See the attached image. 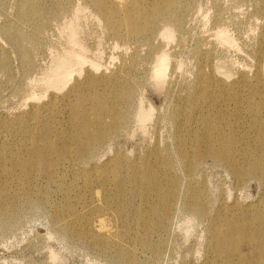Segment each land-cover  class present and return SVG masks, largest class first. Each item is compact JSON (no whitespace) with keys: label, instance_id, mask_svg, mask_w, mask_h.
<instances>
[{"label":"rangeland","instance_id":"374dc122","mask_svg":"<svg viewBox=\"0 0 264 264\" xmlns=\"http://www.w3.org/2000/svg\"><path fill=\"white\" fill-rule=\"evenodd\" d=\"M23 1L0 0V50L9 62V70L0 69V131L4 121H15L31 112L38 102L31 98L35 92L44 95L39 81L53 56L70 50L69 23H75L74 11L84 8L78 43L87 54L100 58L107 70L134 61L133 75L137 79L133 96L126 104L130 113L128 125L96 148L90 165L111 166L118 158L117 152L130 164H138L144 158L156 164L157 155L168 153L176 196L168 203L169 212L162 225L145 227L135 220L133 212L120 213L115 203L92 196L90 191H95L94 187L97 190L103 182L99 173L91 179L93 184L85 193L87 199L79 202L67 184L75 181L82 188L89 183L85 176L74 178L73 171L90 165L79 162L72 146L64 151L61 147L69 158L60 157L55 181L40 172L22 173L8 165L0 166V202L7 210L0 207V264H264L255 242L242 245L248 255L245 263L229 260L216 252L212 243L213 237L226 232L221 225L227 221L247 227L248 237L252 238L258 226L256 217L264 215V144L258 140V129L264 125L257 123L264 120V84L258 75L264 62V0H188L178 12L177 35L170 44L160 37L158 26L138 41L122 38L106 25L90 0H63L60 7L56 0H42L54 11L60 10L59 14L51 16L38 8L33 12L40 14L43 23L21 22L18 13ZM33 1L38 6L41 0ZM219 30L230 42L216 36ZM260 48L262 51L258 52ZM160 51L171 54V65L165 81L156 84L151 68ZM211 73L216 78L226 77L227 82L245 75L247 81L234 84L232 92L218 84L216 90L227 95L231 92L226 104L218 105L216 101L219 108L209 112L200 103L192 114L189 110L199 102L196 96L214 98L211 88H198ZM108 91L105 96L112 102L113 93ZM141 100L144 106L155 109L144 129L136 121ZM177 105L184 106L180 118L193 124L195 130H202L205 118L225 114L230 127L236 124L237 114L242 116V125L234 128L238 142L233 149L241 175L233 173L227 162L208 154L200 145V153L206 156L193 168L185 166L178 153V133H184V129L176 128L171 115ZM62 108L58 105V110ZM258 110L260 113L252 114ZM60 114L66 115V109ZM53 126L55 130L57 126L61 128L58 123ZM18 136L22 138L21 134ZM57 144L61 145L60 139ZM188 147L192 150L191 144ZM12 149L17 153V142L12 141ZM252 158L259 160L260 165L251 166ZM158 169L165 171L163 166ZM136 188L140 190L142 185ZM99 196L103 198L101 193ZM132 200L134 207L141 204L140 196ZM150 203L158 201L151 198ZM194 203L202 215L195 214L191 205ZM67 205H71L70 210ZM148 217L153 224L158 223L156 215ZM78 218L81 223L73 226ZM104 218L105 230L99 231Z\"/></svg>","mask_w":264,"mask_h":264},{"label":"bare ground","instance_id":"6f19581e","mask_svg":"<svg viewBox=\"0 0 264 264\" xmlns=\"http://www.w3.org/2000/svg\"><path fill=\"white\" fill-rule=\"evenodd\" d=\"M261 1L259 0V2ZM56 2L60 7L64 1L56 0ZM89 3L100 11V16L104 17L106 25L122 38L127 37L131 41H138L148 34L153 26H158L160 27V37L170 44L175 41L177 35L178 12L186 6L188 0H90ZM38 8L45 9L52 14L51 16L58 15L60 11H54V7H49L42 0L38 6H35L33 0H24L19 8V20L43 23L40 14L33 12ZM84 12V8H77L72 15L75 18V23L74 21L69 23L70 50L55 54L39 81L44 88V95H38L36 92L33 94L31 98L38 102L27 116L20 117L15 121H4L1 124L3 127L0 131V166L8 165L11 168L19 169L22 173L40 172L55 181V169L63 155L61 147L64 151L72 146L79 162L90 165L96 148L109 138L118 135L120 130L128 125L130 113H128L126 104L133 96L134 84L137 83V79L133 75L136 63L131 61L120 67H112L114 69L107 70V67H103L100 58L87 54L83 45L77 41L81 33L80 26L85 15ZM6 32L9 35L8 29ZM216 36L221 41L230 42L222 30H219ZM161 51L159 54L157 53L158 55L156 54L155 64L151 68V76L156 84H162L165 81L171 65V54ZM261 51L262 48L258 52ZM3 52L0 50V69L9 70V62ZM202 59H205V56H202ZM259 71V80L264 84V74H262L264 62H262ZM81 76L82 79H78ZM209 76L208 80L204 77L198 88H211L214 100L205 94L196 96L199 102L189 110L192 114L195 113L200 103H203L209 112L216 110V107L219 108L220 102L226 104L227 97L235 89L234 84L247 81L245 75L231 82H227L226 77V79L216 78L212 73ZM218 84L226 86L231 92L227 95L223 91L216 90L215 86ZM109 89L113 93L112 102L109 96H105ZM257 91H260V87ZM60 93L62 94L60 95ZM44 97L49 99L44 101L42 100ZM142 100L136 111V121L144 129L146 123L151 121L155 109L151 105L144 106ZM216 101L218 102L217 106ZM60 104L63 105V108L58 110ZM226 108L228 107L226 106ZM65 109L66 115L60 114ZM183 110L184 106L177 105L171 115L175 120L176 128L184 129V133H178L181 143L178 153L180 158L185 160V166L193 168L195 162L206 156L200 153L198 147L200 145L207 149L208 154L222 162H227L233 173L241 175L239 159L233 155V149L238 142L234 128L242 125V116L237 114L236 124L230 127L225 114H220L216 118H205L202 120V130H195L193 124H188L180 118ZM257 113L260 111H255L252 114ZM219 122L225 125H218ZM57 123L61 128L57 126ZM257 123L264 125V120ZM54 124L57 126L56 130ZM20 134L22 138L18 136ZM57 139H60L61 145L57 144ZM258 140L264 144L263 127L258 129ZM12 141L18 144L17 153H13ZM190 144L192 150L188 147ZM63 156L65 159L69 158V154ZM116 156L118 158L113 161L111 166L107 163L97 166L91 161L93 164L86 169L81 170L73 167L75 169L73 171L74 178L81 179L85 176L90 181L82 188H79L75 181L68 183L67 187L79 197V202H83L87 199L85 193L88 192L89 185L93 184L91 179L95 177L96 173H99L103 182L97 190L94 187L96 192L90 191L94 198L106 200L108 204L115 203L120 213L127 210L128 213L133 212L135 220L143 223L145 227L161 226L169 212L168 203L176 196L175 184H172L170 155L168 153L157 155L156 164L147 158H144V161L140 160L138 164H130L126 162L127 159L122 153L117 152ZM249 164L251 166L260 165V162L252 158ZM159 166H163L165 171H160ZM111 184L114 185L113 188H111ZM138 185H142L140 190L136 188ZM99 193L103 198H100ZM139 196L141 204L138 207L132 206L130 201L133 198H139ZM151 198L156 199L158 203L151 204ZM191 205L197 216L202 215L196 203ZM0 207L3 208L1 202ZM70 207L71 205H67L66 208L70 210ZM96 207L99 205L97 204ZM96 207H92V209L97 210ZM149 215H156L158 223L153 224ZM256 219L258 226L254 229L252 238L248 237L247 227H240L230 221L223 223L221 228L226 232L221 237L212 238L214 250L227 256L229 260L238 259L241 263H245L248 261V255L242 249V245L244 243L251 245L255 242L259 259L261 262L264 261V215L259 214ZM103 220L106 221L105 218L100 220L99 231L105 230ZM80 223L81 219L78 218L72 225L76 226ZM68 229L71 231L70 226Z\"/></svg>","mask_w":264,"mask_h":264}]
</instances>
